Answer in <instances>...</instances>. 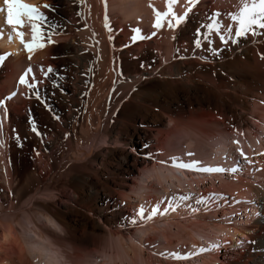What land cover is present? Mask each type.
<instances>
[{
	"label": "bare ground",
	"instance_id": "obj_1",
	"mask_svg": "<svg viewBox=\"0 0 264 264\" xmlns=\"http://www.w3.org/2000/svg\"><path fill=\"white\" fill-rule=\"evenodd\" d=\"M124 1L116 4L126 7L128 3ZM152 1L157 6L160 0ZM25 2L39 6L62 25V31L53 36L56 44L28 53L14 33L11 40L8 38L11 28L5 23L6 12H0V29L4 32L0 36V55L11 54L0 66V100L6 98L7 106L6 124L1 122V126L6 133L8 154L4 160L8 166L7 188L0 183V195L8 192L10 200L8 207L0 208V243L8 241L1 248L7 255L4 262L38 264L37 256L43 257L47 251L46 242L57 243L54 237L79 255L95 244L97 234L118 236L129 255L135 247L125 245L126 237L132 239L131 231L144 220L136 216L137 223L132 224L128 208L132 207V198L144 201L152 194L171 204L165 214L158 213L148 221L163 222L169 228L177 226L180 232L174 235L182 239L186 254L220 244L229 251L224 253L222 264H264V30H260L261 35L242 38L239 44L227 45L220 42L221 33L212 32L211 47L219 49L214 54L202 36L203 46H194L196 30L200 28L202 34L208 31L202 26L211 22L212 13H219L215 19L222 32L228 25L234 30L237 22L229 13L239 12L237 6H232L235 0H198L194 5L189 0H177L172 5L177 15L189 8L192 11L179 27H168V20L173 18L169 16L160 29L148 25L155 11L152 13L140 1L143 8L132 6L137 12H151L146 13L150 15L148 19L141 13L139 23L140 34L150 38L135 42L129 37L130 26L109 19V26L105 27V0ZM46 3L53 5L55 12L44 8ZM159 3L167 12L168 0ZM211 4L216 10L210 8ZM0 7H5L3 0ZM153 17L155 23L156 15ZM19 30L25 33L26 41L31 39L29 26ZM168 31L172 34L168 37L171 36V43H160ZM21 66L31 67L40 81L38 90L46 107L38 106L35 98L30 99L33 90L26 85L21 88L26 86L29 96L22 92L7 99L13 93ZM49 66L57 71L46 78L41 67L46 70ZM31 120L41 135L31 131ZM174 132L181 134L182 145L192 148L186 151L176 145L170 135ZM17 134L20 139H16ZM164 134L171 139L162 140ZM213 136L219 140L231 137L242 145L226 141L220 147L216 139L212 146ZM172 140L175 147L171 150ZM20 144L44 160L46 167L34 164L20 170L12 165L10 151ZM238 149L251 163L245 162ZM58 151L60 158L56 156ZM173 157L200 164L191 169L180 168L174 166ZM201 167L238 170L203 172L198 170ZM149 169L155 173L156 183ZM194 182L197 185L193 186ZM214 193L216 196H212ZM229 194L230 210L219 213L211 200L227 201ZM182 196L189 199L181 200ZM201 196L207 205L197 203ZM178 200L183 201L184 207L175 209ZM138 201L134 204L139 207ZM159 207L164 212V207ZM26 209L39 216L29 220L31 227L19 219V213ZM149 213L145 209V215ZM198 234L208 241L197 238ZM237 234H242L241 238L234 241ZM221 252L220 247L193 257L203 264H216ZM109 257L107 264L114 261ZM175 264L194 263L186 259Z\"/></svg>",
	"mask_w": 264,
	"mask_h": 264
},
{
	"label": "rangeland",
	"instance_id": "obj_2",
	"mask_svg": "<svg viewBox=\"0 0 264 264\" xmlns=\"http://www.w3.org/2000/svg\"><path fill=\"white\" fill-rule=\"evenodd\" d=\"M122 1L123 0H107V11H108L107 12V15H108V18L111 21H114V22H116L117 24H119L121 26H128V27L130 26L129 28L131 29V31H129V37H132L134 35L132 29L139 28V26H140L139 23L141 21V17H140L141 16V13L145 14L146 16L149 14L150 11L149 10L147 11L146 10V7H148V9H150L151 12L153 10V12L155 11V13H156L158 11L157 6H158V4H160L159 2L160 1L162 2V0H160V1L159 0H156V2L157 1H159V2L156 4L157 6H155L154 4H152V3H154V1L151 0L152 1L151 2L149 0L151 2V3L150 2L149 3L151 5H153L152 8H150L149 6H147V5H150V4L148 2H146L147 3L146 4L144 2V0H136V1L135 0H130V1L129 0H126V1H124L125 3H128V5L126 7L124 5L123 6H120V5L118 6L116 4L117 2H122ZM140 1L141 2L143 1L145 3L146 7L144 9L147 11L146 13H148V14H146L145 11H143V9H142L143 8L142 7L143 3H141ZM146 1H148V0H146ZM248 2L249 3H252L253 0H248ZM134 3H136V4H134ZM129 4L131 6H129ZM132 5H135L137 7L140 5L139 7H142L141 8L142 9V12L134 11V7L135 6H132ZM145 5H143V6H145ZM161 5H162V3L159 5V8H160V11L159 12H162L163 11V9H161V7H160ZM232 6L233 7L237 6V8H238L237 10H239L240 7L242 6V0H235V2H233ZM153 8L156 9L157 11L154 10ZM210 8L216 10L214 4H211L210 5ZM131 14H133V15H131ZM152 15L153 14H151V16L148 15L147 16V19L149 18V16L152 17V18H149L150 21H149L148 25H151V27H154V25H152V24H154V22H153V20H154L153 18L154 17L153 16L155 14L153 16ZM151 20H152V22H151ZM150 22H151V24H150ZM163 23H167L165 21V19H164ZM170 31H168V33H166L164 35V37L168 39V40L166 39L167 40V43H166V40H165L164 37L162 39H160V43H163L165 45H168V44L171 43V36H170V38H168L169 35L171 34V33H169ZM11 65L13 67H15L14 66L15 65L14 62H12ZM142 68H144V66H142ZM27 69H28L27 66H21L20 67V70L18 72L19 76H18V74H17V76L20 77L24 73V71L27 70ZM30 76H31V74H30ZM18 77H16V79L14 81V85H13V92H16V95L14 97H12V98H15V97L20 96V93H22V92L23 93L26 92L27 93V94L25 93L26 96H29L28 95V92L29 91H28L27 87L26 86L23 87V88H26V91H25V90H23V88H21L24 85H21V84L18 83V80H19ZM16 80H17V82H16ZM16 84L19 85V86H17ZM18 87H20V88H18ZM40 97L41 98L38 99L34 95V96L30 97V99L32 98L31 100L33 101L34 98H35L34 101H36V103H37L38 106H44V107H46L47 106L46 100L41 95H40ZM1 100L4 101V104L3 105H0V160L2 159V161L0 163L1 164L0 167L2 166V169L0 168L1 169L0 170V183L1 184L4 183L5 186H3V188L5 189V188H7V185H6V183H7V181H6L7 174H5V173L7 172V167H8L7 166V163L5 161L7 160V155L8 154H6V144H5V141H6V133L3 130V127L1 126V122H3L4 124H6V109H7V106H6V98L1 99ZM31 100H29V101H31ZM22 106H27V105H25V104L23 105L22 104ZM23 112H24V110H23ZM18 115H20V114H18ZM156 134H157V132L154 131V135L155 136H156ZM176 134L177 133H175V132L174 133H170V135L172 137L164 134L162 140H164V141L166 140L167 141L170 137L173 138V136H174L173 139H175V141L177 143L176 145L182 146L186 151H187V149L192 148L190 145L187 146L186 143L182 145L181 142H183L184 140H183V138H181L182 137L181 134L179 133V136L180 137L178 136V134L177 135ZM212 138L210 140V144L211 145L212 144L215 145L216 139H218L217 142L221 143V146L220 147H223L226 144V141H227V143H229L231 141H232L231 143H234L235 142V140L232 139L231 137H228L229 140H226L224 138L219 140V138H217L216 136L215 137L213 136ZM178 140H179V142L181 144L178 143ZM175 141L174 140L171 141L172 143H171V146L169 147V148H171V150L175 147V146H173L174 143H175ZM211 141H213V142H211ZM204 144L207 146L208 149H210V147H208V144L206 142H204ZM235 144H237V143H235ZM238 144L239 145H242L241 142H239ZM205 145H203V146H205ZM214 145H212V146H214ZM9 148L12 149L11 147H9ZM9 155H10L9 156V160H10L9 162L12 165H15L20 170H23L25 168L31 167L34 164H38V165H40V166H42L44 168L46 167V163L44 162V160H41L38 157V155L36 153H34L33 151L30 152V151H27L26 149H24V146L21 145V144L18 145L17 149H12L10 151V154ZM56 156L58 158L61 157L60 151L56 152ZM245 162L247 164H249L248 160L245 161ZM149 171H150L151 174L154 175L153 178L155 179V173L152 172L153 170L149 169ZM259 171H260V169H259ZM142 174H144V176H146V174L143 173V171H142ZM139 177L141 178L142 175L140 174ZM194 177H195V175H194ZM153 181L155 183L157 182L156 179L153 180ZM194 185H197V184L194 182L193 186ZM207 185H208V187L210 186V188L212 186L211 183H209ZM190 188H191V186H190ZM1 191H3V189L0 190V193H1ZM127 192H130V191L128 190ZM7 193H5L4 196H1L0 195V208H2V207H8L10 205V200H9V197H8V194ZM132 194H134V193H132ZM212 196H216V194L214 193V194H212ZM149 197H150L149 200H144V201H138L139 200L138 197L132 198V201H133L132 207H129L128 208L129 209L128 210V213L130 214L131 219H133L134 217L137 216V212H138L139 207L141 205H143V207H145V209L147 210V212H151L152 208L155 207V206H157L156 204H158V203H159L158 205L164 207V209L165 208H168L169 209L168 205L171 204L169 202V200H166L165 198L154 197V195H152V194H150ZM201 198H202V196H201ZM136 201H138V204L137 205H139V207L138 206H135L136 204H134V202L136 203ZM216 201L214 202L213 199L211 200V202L214 203V206H216L217 209L219 210V213L221 212L223 214L224 213V210H227V211L230 210V209L227 208L228 205H229L228 204L229 201H231V195L230 194L227 197V201H222V198H218ZM182 204H183V201H179V200L176 201L175 204H174L175 209H177L178 207H179L178 209H180L181 207H184ZM230 204H231V202H230ZM204 207L205 206H203V209H204ZM159 208H161V207H159ZM1 215L2 214H0V218L2 217ZM32 217L33 218H36V217L38 218L39 216L34 211H27V209L26 210H22L19 213V219L23 223L26 222L25 224H27L29 227H31V225H29V222H30L29 220ZM143 220H144V222H141V223L137 224V226L131 231V235H132L133 238L131 239L130 238L131 236L130 237H128V236L126 237L127 240H126V244L125 245L127 246V243H128V245H131V246H133V248L135 247L136 249H138V250H136L134 248L133 251L136 250L134 253H133L132 250H130V253L132 251V253L129 254L130 256L127 254L125 248L121 245V242H119V240L117 238L118 236H108V235H103V234H100V235L97 234L98 236H95L94 237L95 244H93L90 247L86 248L87 250H83V251L79 252V255L76 254V253L75 254L73 253V251L71 249V246L69 244L66 243V245H65V243L59 242V240L54 237L55 239L53 238V240H55V242H57V243L54 244V245H52V244H49V243L46 242V244L48 245V246L46 245L47 246V251H45L46 258H44L45 257V253L43 254V257L42 256H37V259H38V262L37 263L38 264H46V263L47 264H50V262H51V264H55L54 262H57L58 261L57 262L58 264L59 263L60 264H91V261H92V264H95V263H98V262L99 263L101 262V264H107V262L110 260V257L109 256H111L112 259H114V261L109 262L110 264H114V263L115 264H175L176 261H178L180 263H184V261L186 259H191V263L193 262L194 264H203L202 261H200L198 259H197V261L195 260V258L193 257L195 255H193L192 257L190 256L189 258H186V259H184V258L177 259L176 257L174 258L173 255H171L172 253H179L181 255V257H183V256L186 255V253H185V251H186L185 250V245H184V248H183V244H181V242H182L181 240L182 239H180L179 237L177 239V237L174 235V234L178 233V231H179L178 228H177V226H175V228H173L174 226L172 228H169L168 227L169 225H167V224H165L163 222L158 223V224H154L153 222H150L147 219H142L141 221H143ZM191 222L195 223L194 221H191ZM46 230L48 232L51 231V229H49L47 227H46ZM169 230L171 231V234H170V231ZM211 230L212 229L210 228L209 231H208V233H210V234L213 233V232H211ZM135 231H137V232H135ZM197 232L199 233V231H196L195 234H197ZM1 233H2V231L0 230V237H1ZM166 234H168L167 237L165 236ZM237 235H238V237L236 236L234 238L235 239L234 241H236V239H238V238H241V235L242 234H237ZM174 236H175V238H174ZM185 237H187V236L184 235L183 236V239H185ZM11 238L16 239V236H13ZM197 238H199L200 240H205V243L208 241V240H206L205 237H202L200 234L197 235ZM2 241H4V240H2ZM5 243L8 244V241L5 242ZM5 243H0V254L2 256L4 255L3 257L0 255V264H6L4 262V260L7 257L6 251H4L5 249L1 251V248L4 247L3 245H7ZM9 243H10V241H9ZM140 246H142V247H140ZM223 247H224V245H221L222 252L220 254H222V255H220L218 257L219 258V261L217 260L216 262H218V263H216V264H220V263L222 264V262L224 263V261H225L224 253L225 252H229L228 250H225V249L223 250ZM159 256L161 257V259L158 258ZM41 257L43 259H41ZM51 257L54 258V262H53V259H51ZM193 258H194V260H193ZM35 259H36V257L34 258V260ZM131 259H134V260H131ZM32 264H36V261H33Z\"/></svg>",
	"mask_w": 264,
	"mask_h": 264
},
{
	"label": "snow or ice",
	"instance_id": "obj_3",
	"mask_svg": "<svg viewBox=\"0 0 264 264\" xmlns=\"http://www.w3.org/2000/svg\"><path fill=\"white\" fill-rule=\"evenodd\" d=\"M177 0H168V10L167 12H159L155 13L156 19L154 23V27L157 29L162 28L163 21L166 17L172 16L174 19L168 20V27L169 28H176L179 27L184 23V21L188 17V12L192 11V8H189L183 15H177L172 8V5L176 4ZM198 0H189V4H196ZM3 5L5 7H0V12H6V25L10 26L11 31L8 33V38L11 40L13 33L17 36L20 40V43L24 46V49L28 53H32L35 49H42L46 46V44H56L57 41L53 39L55 34H58L62 31V25L57 23L54 19H51L47 16L44 12L40 10L39 6L26 3L25 0H3ZM44 8L49 9L52 12H55V8L51 4H44ZM105 27L109 26V18L107 15V0H105ZM219 15V13H212L211 22L204 24L202 27L208 29L207 32L203 34L200 31V28L196 30V36L194 37V46L199 48L202 47L201 36L204 41H207L209 47L208 50L213 52L214 54H218L219 49L211 47L212 40L210 36L212 32L221 33L219 36L220 42L222 44L227 45L229 42L233 44H239L242 38H246L249 35L257 36L261 35L262 33L260 30H264V0H253L252 3H249L248 0H242V6L239 9L238 13H229L231 19L237 22V26L233 30L231 25H228L226 32H222L221 26L219 22L215 19V17ZM25 25L30 27L31 31V39L25 40V33L19 29L23 28ZM134 35L131 37L132 41L144 40L150 37L141 35V30L139 28L132 29ZM4 34L3 29H0V36ZM153 36L156 35L155 32L152 33ZM7 55H11L10 53L0 55V66L3 65V62L6 59ZM31 55H29V60H31ZM264 58V55H262ZM41 71L44 74V77H48L50 74L56 73V69L49 66L45 70L41 67ZM31 74V80H29V76ZM19 84L26 85L30 90H33V94L40 99V91L38 90V85L40 83L39 80L36 79L33 70L29 67L20 77H19ZM16 95V92L11 93L7 99H11ZM4 101L0 100V105H3ZM57 119L59 117H56ZM31 131L36 135H41L38 128L36 127V122L34 120L30 121ZM67 137V134H66ZM16 139H20L19 135H16ZM234 143H239L235 141ZM240 156L243 157L245 160H248V157L243 152L242 149H238ZM189 156L193 155L192 153H188ZM172 160L174 161V166H178L184 169H191L197 167L200 162L193 160L191 163H186L180 160L179 157H173ZM178 162V163H176ZM251 163L250 160H248ZM198 170L203 172H236L237 168L225 169L222 167H201ZM181 200H187L189 197L182 196L180 197ZM197 203H203L207 205L208 201L205 200L203 197L197 201ZM173 210H175L173 208ZM168 211V208L164 209V212H160L159 205L152 208L151 212L145 216V208L143 205L140 206L137 216L140 219H147L151 220L155 217L158 213L165 214ZM132 224H136L137 220L133 218L130 221ZM220 244H211L207 248L200 247L198 252L193 253L189 252L185 256L181 257L179 253H172L174 257L177 259L180 258H188L193 255H197L199 253L208 252L210 250H214L220 248Z\"/></svg>",
	"mask_w": 264,
	"mask_h": 264
}]
</instances>
